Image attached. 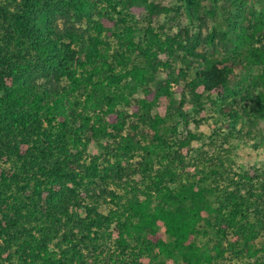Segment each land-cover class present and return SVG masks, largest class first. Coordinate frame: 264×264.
Listing matches in <instances>:
<instances>
[{
  "label": "trees",
  "instance_id": "obj_1",
  "mask_svg": "<svg viewBox=\"0 0 264 264\" xmlns=\"http://www.w3.org/2000/svg\"><path fill=\"white\" fill-rule=\"evenodd\" d=\"M180 1L195 30L169 32L159 18L173 7L157 0H0V264H224L227 250L264 264V168L220 181L221 158L186 157L197 134L180 137L171 87L186 78L199 107L215 94L231 126L248 120L264 142V0ZM219 12L225 28L203 35ZM162 97L167 113L151 115ZM202 221L212 246L192 239Z\"/></svg>",
  "mask_w": 264,
  "mask_h": 264
},
{
  "label": "rangeland",
  "instance_id": "obj_2",
  "mask_svg": "<svg viewBox=\"0 0 264 264\" xmlns=\"http://www.w3.org/2000/svg\"><path fill=\"white\" fill-rule=\"evenodd\" d=\"M159 3H163L168 6L173 7V11H171L170 15L174 18V20H170L169 16H161L159 18V23L164 24L165 28L168 29L169 32H184L187 27L191 28L193 25L194 30L196 29V25L193 22H190L189 16L185 12L184 6L181 5L180 0H157ZM206 7L209 6L210 2L208 0H204L203 2ZM221 12L216 15V18L207 19V25L202 28V34L210 32L213 28H220L223 26V19L221 21ZM135 26H134V35L135 38L139 40L138 37H142L143 29L147 25V19L143 12L135 16ZM119 24L118 30L123 32V27L126 24ZM192 23V24H191ZM61 26L62 23L59 22ZM88 26L87 23L82 24V28H86ZM161 26V25H160ZM221 29V28H220ZM161 31V28H160ZM85 33H92L89 27L85 29ZM136 39V40H137ZM117 48V44L114 45ZM162 59H166V55H161ZM168 59H172L168 57ZM175 61L174 67H176V73L179 74L178 69L184 67V64L181 63V58L177 57ZM194 70H189V77H192ZM167 72H160L157 80H162L167 78ZM237 72L235 74L238 78H241L243 75ZM186 78L179 77L176 83L171 84L172 90H174V99L173 107L181 106L183 111L187 114V124L181 123L178 126L180 131V137L186 134V131L189 130L197 134V137L191 141L190 148L187 151L186 157H190L191 155H199L204 154L203 157H212L221 158L225 165L219 168V177L220 181L225 180L227 178H235L237 176L234 173H244L249 172L251 169L258 167L264 168V142H261L260 135L256 134L258 130H254L252 134H248L246 131L251 130L253 127L248 122V120L237 121L234 126H231V121L227 119V117L223 116L220 113L219 109V101L215 94L206 95L203 93L201 101L202 106L199 107L192 99L191 94L189 92V87L186 85ZM189 79V78H187ZM199 92H202V88L198 89ZM256 93V92H254ZM215 101L217 105H213L211 101ZM246 103L249 100H245ZM234 106V105H232ZM169 109V100L165 97L159 99L157 105L151 110V115H159L164 116ZM258 129L264 130V120H259L257 122ZM176 149V146L172 145V150ZM89 152L91 154L97 153L99 148L96 144L92 143L89 147ZM181 151L185 153V149L182 148ZM2 167H6L5 163H0V169ZM224 168L226 170H224ZM186 176V175H185ZM188 179H191L194 176V179H198L200 177V173L196 172L195 169L189 170V174H187ZM208 185H213L215 182L208 181ZM209 199H211L214 205H216V199L213 194L209 195ZM109 205H104L101 208L103 213H107ZM228 210H226V213ZM160 231L164 233V228L161 226ZM117 232L112 231L111 234L107 235L104 239L106 248L109 252L114 251L115 253V238ZM164 237L168 239L167 235L164 234ZM219 235H217L215 229H213L206 222H201L200 224V232L196 234L192 239L197 243H204L208 246H212L219 239ZM222 246L226 249L235 248L238 246V238L237 235L232 232V230H228L225 238L220 239ZM263 244V238L259 239L257 245L260 246ZM92 252V251H91ZM225 255L229 260H225L224 264H247V258L238 256L236 259H232V254L227 250ZM231 257V258H229ZM161 258V257H160ZM164 264H181L179 260L173 259H164ZM141 261L143 263H147L149 261L148 257H142Z\"/></svg>",
  "mask_w": 264,
  "mask_h": 264
}]
</instances>
